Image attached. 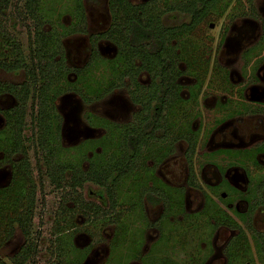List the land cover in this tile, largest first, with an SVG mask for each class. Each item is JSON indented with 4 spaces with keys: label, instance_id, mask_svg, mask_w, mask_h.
<instances>
[{
    "label": "flooded vegetation",
    "instance_id": "flooded-vegetation-1",
    "mask_svg": "<svg viewBox=\"0 0 264 264\" xmlns=\"http://www.w3.org/2000/svg\"><path fill=\"white\" fill-rule=\"evenodd\" d=\"M87 1L99 4L100 0H82L86 32L68 36H86L87 34L90 53V36L106 31L111 25L112 17L110 0H104L103 12L100 13L94 8L89 14L85 8ZM176 1L178 0H127L130 5L138 8V12H141L142 6L154 4V11L158 16L160 26L164 29H172L176 33V36L171 38L170 43L177 54L174 59L175 65L181 71L174 78L178 88V97L181 101L173 103L167 98L166 106L169 110H164L161 101L169 86L164 85L166 79L160 78L159 75L153 80L155 93L151 96L150 103L133 102L129 94L131 86L127 78L124 79L126 84L120 86L127 87L128 97L134 109L131 112V119L119 124L132 123L134 117L140 118L145 106H149L147 110L149 114L144 118L147 125L143 131L147 138V142L144 143L147 144H143L140 159L138 158L137 162L144 158L146 165L152 171V176L159 181L154 179L155 182L151 176L147 177L148 171L143 167H140L137 172V178L134 174H130L128 178L125 177L120 191L119 202L123 204V214L119 225L127 226L128 232H130L133 224L130 226L126 224L128 216L131 213L139 215L142 218L141 224L144 226H137L140 230V236L137 240L140 243V237L143 236L145 228L151 231L155 230L158 236L153 247L157 246L158 250L163 249L165 245L168 246L167 244L173 237L172 234H175L173 227H177L182 234L178 241L182 243V247L191 249L183 264H264V258L259 254L260 248L255 239L259 234L264 236V230L258 229L254 225L257 215L261 216L264 224V18L261 16L255 0L246 1L248 3L246 14L240 13L239 0H217L207 7H204L203 3L199 4V8L204 10L201 21L194 25V28L185 29L184 26L191 23L193 16L187 7L190 0H181L184 6L175 8ZM250 3L255 10L253 14ZM67 15L69 20L67 22L62 21L63 24H68L71 21L70 14ZM182 16H188V19L178 21L173 25L163 24L164 18L174 21L180 20ZM222 17L226 21H222L217 26L218 20ZM89 18L93 22L100 18L96 24L102 26L89 33L87 25ZM216 26L217 33L211 35L209 31ZM92 27L95 28L93 25ZM258 27L261 30L259 39L251 45V41L257 36ZM68 36L63 38L64 47V40ZM143 38V36H139L135 41H143ZM147 41H150L152 49L158 47V41L155 39L150 38ZM96 45L100 55L104 45L114 50L113 57L117 53V45L109 38L99 39ZM244 46L245 48L241 52L243 65L246 67L250 64L249 56H252L256 62V71L251 74L244 73V70L242 72L235 70L232 65L234 64V55L238 54ZM258 49L262 50L258 51ZM136 62L139 63V60L137 59ZM69 66L81 68L83 65L80 67ZM0 69L4 72L13 73L23 71L26 79L25 69L16 71ZM142 73L147 75V82H142L139 79ZM137 82L148 86L151 83V77L146 72L141 71L137 75ZM4 96L13 99V103L2 106L1 99ZM97 100L94 99L91 102ZM15 103V98L12 95L2 94L0 96L1 108H8ZM27 106L29 109L26 113ZM32 109L36 110V107L33 106L32 108L29 96L24 108L25 115H31ZM87 112L101 117L93 112ZM202 112L205 113L204 118L201 115ZM166 113L168 114L167 122L170 125L165 126V128L155 127L154 123L159 119V114ZM104 119L109 120L105 117ZM3 123L4 119L0 115V127L3 126ZM86 124L92 129L102 131V135L84 138L71 146H67L63 142L61 121L60 145L70 148L71 153L74 154V148L80 143L88 139L96 141L104 136V128L99 125H89L87 122ZM152 127L155 128L152 129ZM77 131V133H81L80 128ZM100 148L97 145L94 151H100ZM87 153L89 157L92 155V151ZM168 161L176 162V168L181 172L175 176L176 179L162 172V167ZM83 165L85 166L86 162ZM0 169L7 170L8 168L4 166ZM7 180L0 183V186L4 185ZM154 182L156 185H163L165 192L173 199L171 203H165L168 205V209H166L167 205L164 204V201L160 199L162 197L158 196V191L153 188L151 191L149 190ZM129 186L135 188L133 190V194H136L134 207L130 206L127 198L123 199L130 194ZM57 191L61 199L60 190L57 189ZM80 192L82 193L81 189ZM105 193L108 205L102 207L108 210L110 209L109 199L106 191ZM158 197L159 201L157 200ZM84 200L86 199L84 198ZM147 204L151 205L152 212L155 211V207H158L152 219L149 215L151 210ZM108 214L104 217H111L115 213L111 210V213ZM78 215L82 217V222H78ZM75 218L79 225L76 231H73L72 243L77 248L89 247L85 259L79 264H83L95 246L104 241L101 233L108 228L111 230V235L106 241L108 257H110V240L114 235L116 223L108 222L105 218L102 219V216L97 218L90 216L88 220H85L82 214H76ZM81 227L88 237L84 245L75 244L73 240L74 235L79 232ZM190 231L196 242L188 239L186 243L182 239ZM128 232L125 237L126 241L121 248L130 247V250L126 252L131 257H139L140 260L144 261V255L140 253V245L131 243L135 241L131 239V234ZM240 233L246 236L249 245L247 259L242 260V262L233 260L235 242ZM263 236L260 239H263ZM129 241L130 243H128ZM154 250L153 248V252L150 251L145 256L151 255L158 258L156 255L157 252L160 254V251L154 252ZM159 259L160 261H158ZM158 260L156 262L158 264H172L170 258H158ZM154 263L155 261H153Z\"/></svg>",
    "mask_w": 264,
    "mask_h": 264
},
{
    "label": "trees",
    "instance_id": "trees-1",
    "mask_svg": "<svg viewBox=\"0 0 264 264\" xmlns=\"http://www.w3.org/2000/svg\"><path fill=\"white\" fill-rule=\"evenodd\" d=\"M20 1H22L20 8H17L18 3L15 4L17 15L22 23L30 22V25H27L30 29L27 37V52L6 25V11L12 0H0V68L6 71L19 69L26 71V79L21 83L0 81V96L9 94L16 101L8 108L0 107V115L4 119L3 126L0 127V168L7 167L9 174L7 182L0 186V248L12 237L17 227L24 241L17 251L8 256L10 263H37L41 249L40 233L32 232V227L37 191L42 188L43 183L41 176L36 179L33 174L26 154V141L32 140L36 151L35 167L38 173L41 171L39 168L41 159L40 163L44 165L49 183L61 193L59 210L50 228L48 246L45 247L49 256L44 264H79L85 259L89 247L77 248L72 243L73 231H76L79 225L75 218L76 214H82L85 220L90 216L95 218L102 216V219L116 223L114 235L110 240V257L115 256L117 250L126 241L128 232L127 226L119 225L123 213V204L119 202L120 191L125 177L134 174L137 178V172L143 167L148 171L147 177L151 176L153 180L159 181L152 176V171L146 165L144 158L137 162L143 144H147L144 143L147 142V138L143 131L147 125L144 118L149 114L147 112L149 106H145L140 118L135 116L133 122L127 124H119L89 112L85 113V121L89 125L101 126L105 129V134L96 141L88 139L80 143L74 148L73 154L70 148L60 145L62 117L57 111L56 99L63 94L73 92L84 103H89L126 84L124 79L127 78L131 86L129 94L133 102L150 103L151 96L155 93L153 80L159 75L160 78L166 79L164 85L169 86L161 101L164 110H169L166 106L167 98L173 103L181 101L178 97L177 84L174 82V78L181 71L175 65L174 59L177 54L170 43L176 33L172 29H164L160 26L154 4L142 6L141 12H138V8L130 5L127 0H110L112 17L110 27L106 31L90 36L91 50L88 60L81 68H75L65 63L63 38L74 33L86 32L82 0H72V5L67 9L71 17L68 24L57 21L61 12L57 13L56 22L52 21L43 9V0ZM216 1L190 0L187 7L193 16L191 23L184 28H194V25L201 21L204 10L199 8V4L203 3L204 7H207ZM174 5L175 8L183 7L184 3L178 0ZM249 5L251 13H255L253 5L251 3ZM239 9L240 13H247V9ZM139 36L144 37L143 41H135ZM101 38H109L117 45V53L113 58L106 59L99 54L96 44ZM150 38L158 41L157 48L150 47V41H147ZM137 59L139 63L136 62ZM100 62L102 65L106 64V69L110 70L113 76L105 84L88 78L92 67ZM141 71L151 77L148 86L137 82V75ZM71 73L75 76L74 80L68 79ZM29 96L32 108L34 106L36 110L32 109L29 121L30 135L26 137L23 135L26 129L24 108ZM167 113L159 114V119L154 123L155 127L165 128L170 125L167 122ZM97 145L101 148L96 152L94 148ZM88 151H92L90 157L87 156ZM84 162H86L85 166ZM86 182L95 183L105 189L110 211L98 203L84 200L80 189ZM155 182L149 190L151 191L152 188L157 190L164 204L171 203L173 199L165 192V187L161 184L156 185ZM128 190L129 196L123 199L127 198L130 206L134 207L135 188L129 186ZM111 210L115 214L104 217L109 215ZM262 236L259 234L255 239L260 248L259 254L264 258V236L260 239ZM237 237L233 260L242 262L247 259L249 245L243 233ZM133 243L140 244L139 240ZM0 264L6 263L0 260Z\"/></svg>",
    "mask_w": 264,
    "mask_h": 264
},
{
    "label": "rangeland",
    "instance_id": "rangeland-1",
    "mask_svg": "<svg viewBox=\"0 0 264 264\" xmlns=\"http://www.w3.org/2000/svg\"><path fill=\"white\" fill-rule=\"evenodd\" d=\"M57 1V3H56ZM72 0H43V9L44 11L49 14V17L52 19V21L56 22L57 13L61 12V16L57 19L58 22L63 23L62 21L67 22L69 20V17L67 14H69L67 9L72 5ZM132 1H141V0H132ZM247 0H239V8L246 10L248 8V3H246ZM256 5L259 9V12L261 16L264 18V0H255ZM18 3L17 8H20L22 5V1L20 0H12L11 5L9 9L6 11V25L7 27L17 36L19 39L23 49L27 50V33L28 30H30L27 25H30L29 21H24V23L21 22V19L17 15V10L15 4ZM56 3V4H55ZM103 4L104 0H100L99 4H95L94 2L87 1L85 2V8L87 11V14L94 8L98 12H103ZM97 5V6H95ZM60 10V11H58ZM235 12V11H234ZM100 18L96 19L94 22L89 18L87 20L88 25V31L94 32L96 31L100 26H98L97 21ZM188 16H182L180 20H168L167 18L163 19L164 25H173L177 23L178 21L187 20ZM222 21H226L225 18H221L217 22V26ZM238 21V19H237ZM240 22V21H238ZM92 25L95 27L93 28ZM217 26L209 31L211 35H215L217 33ZM98 27V28H97ZM103 28V27H102ZM100 28V29H102ZM261 30L258 27L257 36L251 41V45L254 44L256 41H258L260 36ZM65 42V50H66V60L65 63L68 65L73 66H84L85 62L88 60L89 56V44L87 41V34L86 36H79V35H72L68 36L64 40ZM263 43V41H262ZM104 47V48H103ZM102 47L101 55L102 57L109 59L113 57L114 50L112 48L106 47L105 45ZM245 48L242 47L238 54L234 55V66L235 70H244L246 74H251L256 71V65H255V59H252V56H249L251 59L249 62L250 64L246 67L243 65V59H242V50ZM262 49H258L260 51ZM256 50V52H258ZM259 53V52H258ZM264 53V52H263ZM106 64L102 65V63H98L92 67V69L89 72V79L99 80L101 81V84H105L109 79H111L113 76L110 73V70L106 69ZM75 76L72 73L69 80H74ZM25 79V75L23 71L18 72H4L0 69V80L2 81H8V82H21ZM139 79L142 82H147L148 77L145 73H142L139 76ZM73 94V95H72ZM13 103V99L8 98L7 96L2 97L1 99V105L7 106ZM74 106V108H73ZM56 108L58 109L59 113L61 114L63 120H62V133H63V142L67 146H71L78 142L79 140H82L84 138H92V137H99L102 135V131L92 129L87 126L84 115L86 111L93 112L97 115H100L101 117H105L113 122L121 123L125 121H129L131 119V112L134 109V106L131 104L127 87L122 86L119 87L113 92H110L105 97H103L100 100L93 101L91 103H84L82 100L79 99L78 95H75L73 92H69L67 94H63L59 96L56 99ZM29 107L27 106L26 113L28 111ZM201 109V105H200ZM205 109V108H204ZM205 113L202 112V117L204 118ZM204 115V116H203ZM26 129L23 132L24 136L30 135V128H29V121H30V115L26 114L24 118ZM78 128L81 129V133H77ZM29 138V137H28ZM27 149L26 154L30 161V164L33 169V174L35 175L36 179L41 176L42 179V188L37 191V201H36V209H35V216L33 219V227L32 232H39V246H40V252L37 257V263L36 264H44V261L48 258V253L45 250V247L48 246V236L50 233V228L53 223L54 218L56 217V212L59 210V204H60V198L58 196V191L53 188V186L49 183L48 177L45 175L44 172V165H42L41 159L39 162V168L40 172L38 173L36 169V151L34 150V143L33 141H26ZM66 156V153H65ZM181 160V159H180ZM176 162H166L165 165L162 167V172L169 175L171 178H175L178 174H181L176 168L175 165ZM171 169V171H170ZM8 170V169H7ZM0 169V183H3L8 178V171ZM176 179V178H175ZM83 197L86 200H91L93 202L101 204V206L106 207L107 204V197L105 190L95 183L92 182H86L83 187L81 188ZM60 195V193H59ZM59 200V201H58ZM147 207L151 210L149 212V215L152 217L155 216L154 212L158 209V207H155V211L152 212L151 205L147 204ZM123 214V213H122ZM121 214V215H122ZM154 215V216H153ZM256 223L254 224L255 227L258 229L264 230V224L261 220V216L257 215ZM78 222H82V217L80 215L77 216ZM142 218L139 215H135L131 213L128 216V219L126 220V224L129 226L131 224L133 228H131L129 234H131V239L134 241L139 238L140 230L137 228V226H144L142 225ZM147 225V224H146ZM128 226V227H129ZM136 226V228H134ZM120 230V229H119ZM173 230L175 231V234H172V239L167 244L168 246H164L163 249L158 250L159 248L157 246L153 247L154 241H156L157 233L154 231H151L150 229H144L143 233V239L140 237V253L144 255L143 260H140L139 257H131L128 252L130 250V247L126 249H118L117 254L111 255V257H108V249H107V241L109 239V236L111 235L110 228L105 229L101 234L103 238V242L99 243L95 246V248L92 250L91 253L86 258V261L83 264H153V261L156 263L158 258H170L172 260V264H183L185 262L184 260L188 257V252L191 250L188 247H182V243H180L178 240L180 239V236L182 237V234H180V231L177 227H173ZM183 231V229H182ZM181 231V232H182ZM166 232V229H165ZM185 234V233H184ZM192 232L190 231L189 234H185V237H183L182 240H185V242H188V239L191 241L196 242L195 239L192 238ZM74 242L78 245H84L88 237L86 235L85 230L81 227L79 229V232H77L74 235ZM142 240V242H141ZM24 241V237L19 231V229L16 227L13 236L7 241V243L0 248V260L4 261L6 264H11L8 256L12 254ZM130 243V241L128 242ZM133 245H136L132 242ZM153 248L155 249L154 252H157V257H153L151 255H147L150 251L153 252ZM130 252V251H129ZM160 261V259L158 260ZM145 262V263H144ZM201 264V263H199Z\"/></svg>",
    "mask_w": 264,
    "mask_h": 264
}]
</instances>
